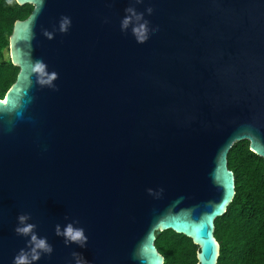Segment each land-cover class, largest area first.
Returning a JSON list of instances; mask_svg holds the SVG:
<instances>
[{
  "label": "water",
  "instance_id": "95a60500",
  "mask_svg": "<svg viewBox=\"0 0 264 264\" xmlns=\"http://www.w3.org/2000/svg\"><path fill=\"white\" fill-rule=\"evenodd\" d=\"M16 1L34 8L0 99V264L29 250L21 214L53 249L33 264H164L168 230L218 264L228 155L246 141L264 160V0ZM129 7L144 43L122 30ZM69 223L85 246L56 234Z\"/></svg>",
  "mask_w": 264,
  "mask_h": 264
},
{
  "label": "trees",
  "instance_id": "16d2710c",
  "mask_svg": "<svg viewBox=\"0 0 264 264\" xmlns=\"http://www.w3.org/2000/svg\"><path fill=\"white\" fill-rule=\"evenodd\" d=\"M33 8L16 0H0V99H5L19 73L7 55L14 25L27 20ZM228 168L235 176L236 194L224 216L215 221L218 264H264V160L245 141L233 146ZM155 244L164 264H199L200 247L183 234L165 231Z\"/></svg>",
  "mask_w": 264,
  "mask_h": 264
},
{
  "label": "clouds",
  "instance_id": "9594fccd",
  "mask_svg": "<svg viewBox=\"0 0 264 264\" xmlns=\"http://www.w3.org/2000/svg\"><path fill=\"white\" fill-rule=\"evenodd\" d=\"M151 13L152 9H147ZM128 15L122 21V30H126L132 25V33L137 38L138 43H144L148 38V22L143 20V15L138 14L134 8L129 7L126 9ZM143 21V22H142ZM70 19L67 17L62 18L60 30L62 32L67 31V27L70 25ZM155 31V29H153ZM48 38H53L52 34L45 33ZM40 63L37 62V71L40 70ZM52 78H56V74H52ZM30 219L29 215L21 214L18 216L19 226L15 229L16 233L21 236L29 237L28 241L29 250H21L19 254L14 258V264H33L34 261H38L41 258V254H51L53 251L51 245L47 243L46 238H39L35 233V225L27 223ZM56 234L65 238V243H78L81 247L86 245L87 237L84 235L82 228H76L72 223L67 224L63 230L59 225L56 226ZM30 254V255H29Z\"/></svg>",
  "mask_w": 264,
  "mask_h": 264
},
{
  "label": "rangeland",
  "instance_id": "374dc122",
  "mask_svg": "<svg viewBox=\"0 0 264 264\" xmlns=\"http://www.w3.org/2000/svg\"><path fill=\"white\" fill-rule=\"evenodd\" d=\"M7 55L10 56V52H7Z\"/></svg>",
  "mask_w": 264,
  "mask_h": 264
}]
</instances>
